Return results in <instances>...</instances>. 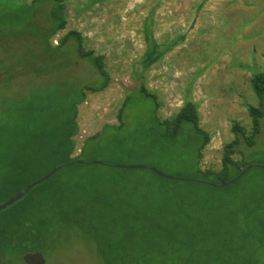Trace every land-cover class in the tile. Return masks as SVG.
I'll use <instances>...</instances> for the list:
<instances>
[{
    "label": "rangeland",
    "instance_id": "374dc122",
    "mask_svg": "<svg viewBox=\"0 0 264 264\" xmlns=\"http://www.w3.org/2000/svg\"><path fill=\"white\" fill-rule=\"evenodd\" d=\"M64 3L66 25L50 39L52 47L67 32L77 31L84 50L103 57L109 85L101 92L82 90L85 99L77 106L78 132L72 139L73 156L80 155L84 164L61 169L0 216L32 211L25 224L49 231L44 249L33 250L43 255L46 264H103L94 241L89 240L93 227L99 233L116 224L124 234L148 232L152 223L144 214L164 209L163 204H169L166 197L174 195L172 190L183 187L146 169L120 167L145 166L179 179L195 177L190 166L201 139L194 125L182 123L170 144L158 121L172 120L186 104L195 106L198 126L209 136L199 159L203 171L221 169L223 148L234 140L233 125L242 127L247 137L251 135L248 108L259 106L251 79L255 73H264V0ZM50 8L45 1L38 5L35 23L39 28L49 27ZM5 22L1 16L0 205L60 166L58 156L42 152L32 140L30 131L35 132V124L28 123L21 107L51 93L53 99L74 102L81 98L83 86L102 83L90 65L68 50L75 47L74 41L62 48L69 59L59 63L61 56L43 52L37 37L9 36L14 28L6 29ZM68 60L78 64L70 67ZM140 87L153 95L157 108L136 91ZM262 110L255 149L242 141L237 149L246 157L236 153L235 161L264 166V104ZM47 117V126L56 130L59 114L51 110ZM246 177L243 184L216 193L232 203L245 185L264 187V172L256 167ZM75 203L82 209L76 211ZM63 211L66 215L60 214ZM136 211L141 213L136 215ZM40 219H44L43 225ZM113 251V259L122 258L123 249ZM263 251L258 252L262 264ZM163 260L169 263L173 259ZM12 264L24 263L15 260Z\"/></svg>",
    "mask_w": 264,
    "mask_h": 264
},
{
    "label": "trees",
    "instance_id": "16d2710c",
    "mask_svg": "<svg viewBox=\"0 0 264 264\" xmlns=\"http://www.w3.org/2000/svg\"><path fill=\"white\" fill-rule=\"evenodd\" d=\"M44 1L47 2V5L50 4L51 7L48 14L49 27L39 28L35 23L36 10L38 5ZM66 10L64 0H33L30 3L26 0H0V17H5L6 21L4 26L6 29L7 27L14 28L9 36L15 37L28 34L37 37L43 52L48 54L58 53L59 57L61 56L59 63L64 62L61 59L67 58L66 54L62 53V48L67 49L66 45L70 41H74L75 47L69 46L68 50L75 51L77 57L90 65L102 79L100 85L83 86L81 88V98L76 99L74 102L67 103L53 99L55 97L51 93L52 96L45 97L40 102L31 101L25 103L23 108L21 107L29 118L28 123L35 124L32 128H35L36 133L30 131L32 140L35 139V143L42 152L58 156L61 169L84 164L76 163L82 159L79 157L80 155L73 156L75 142L72 139L78 132L75 122L77 106L85 99L82 90L92 93L101 92L109 85L110 81L109 74L105 70L103 57L96 55L93 50H84L81 34L77 31L67 32L59 40V44L52 47L50 39L65 28ZM52 58H55V56ZM77 64V60L72 63L68 60L67 63L70 67ZM251 86L259 101L258 107L248 108L252 120V133L247 137L242 127L239 125L232 126L234 140L223 148L221 169L219 171H203L199 167L201 151L209 142V136L199 128L193 104L189 103L182 107L172 120L158 121L159 125L164 127V137L168 139L170 144L175 142L182 123L189 122L194 125L195 134L201 139L195 147L193 162L190 166L194 170L195 177L187 180H169L146 169L157 178L170 181L176 187L178 185L183 187L172 190L171 193L174 195L166 197L169 198L167 201L169 204H163L164 209L152 211V215L144 214L152 223L149 225L150 230L148 232L138 233L139 236L134 232L124 234L117 228V221L113 215L112 223L116 224L113 228H102V232L99 233L97 228L93 227V230L88 232L90 235L89 240L94 241L96 254L101 262L103 261V264H167L168 262H165L166 260H163V258L173 259L168 264H262L258 252L260 249H264V187L260 185L248 188L245 185V188L241 189L242 193L235 195L232 203H230L231 199L216 193L222 188L211 187L208 184L220 185L230 181L237 177L241 170L249 166L244 160L235 161L233 155L240 153L243 158L246 157L241 150L237 149L242 141L250 150L255 149L256 138L260 134V119L263 114L264 73H255L251 79ZM51 91L54 92L55 90ZM136 91L143 97L150 98L154 102L155 108H157L155 98L144 87H140ZM127 95H130V93ZM127 100L128 97L126 96L122 108ZM121 109L118 117L121 116ZM51 110L59 114L56 130H52L47 126V116ZM254 167L264 172L257 166ZM249 171L235 183L223 188V190L227 191L232 187L243 184ZM196 180L204 183L196 182ZM199 187L204 189L202 190ZM205 189L211 192H207ZM103 199L102 205L104 204ZM111 199L109 198L108 201ZM19 202L20 200L12 206ZM78 205L74 204L76 211L82 209V206ZM3 212L5 211H0V213ZM31 212L12 211L0 216V264H12L15 260L23 262L22 256L27 251L44 249L49 231L43 229L44 227L39 228L37 224H25V217L30 215L28 213ZM63 212H60V214L66 215L67 211ZM110 213L112 214L114 211H110ZM140 213V211H136L135 214ZM44 222V219H40L39 224L43 225ZM132 235L136 237H132ZM114 248H117L118 251L123 249L121 259H113ZM131 258L135 260V263L131 261Z\"/></svg>",
    "mask_w": 264,
    "mask_h": 264
},
{
    "label": "water",
    "instance_id": "95a60500",
    "mask_svg": "<svg viewBox=\"0 0 264 264\" xmlns=\"http://www.w3.org/2000/svg\"><path fill=\"white\" fill-rule=\"evenodd\" d=\"M77 164H82L83 162L78 161L76 162ZM95 164H101V163H95ZM71 165V164H68ZM103 165V164H102ZM254 165H249L247 168L243 169L240 171V173L238 174L237 177H235L234 179L227 181L225 183H222L220 185L214 184V183H208L211 187H220V188H225L233 183H235L237 180H239L243 175L246 174V172L248 170H250L251 168H253ZM120 168H124V169H149L152 172H154L156 175H158L159 177L165 178V179H169V180H173V179H179V178H175L173 176H166L164 174H162L161 172L155 170V169H151L145 166H136V167H120ZM258 168L264 170V166H258ZM61 169V166H58L56 168H54L48 175H46L43 179H41L39 182L32 184L30 186H28L25 191H22L20 193H18L17 195H15L14 197L10 198L9 200H7L6 202H4L3 204L0 205V211L5 210L6 208L12 206L14 203H16L17 201L21 200L26 193L31 190L33 187H35L38 184H41L45 181H47L49 178H51L55 173H57L59 170ZM180 180H187V179H180ZM196 182H202L203 181H198L196 180ZM22 260L25 264H46L45 258L43 257V255L37 251H27L26 253L23 254L22 256Z\"/></svg>",
    "mask_w": 264,
    "mask_h": 264
}]
</instances>
